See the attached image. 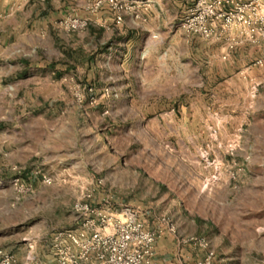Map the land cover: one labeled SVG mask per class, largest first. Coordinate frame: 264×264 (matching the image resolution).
I'll list each match as a JSON object with an SVG mask.
<instances>
[{"label": "rangeland", "instance_id": "1", "mask_svg": "<svg viewBox=\"0 0 264 264\" xmlns=\"http://www.w3.org/2000/svg\"><path fill=\"white\" fill-rule=\"evenodd\" d=\"M61 19L69 35L0 34V128L26 125L28 149L0 173L16 218L4 233L20 234L3 239L21 257L33 228L31 264H55L54 229L76 225L73 203L90 192L95 205L136 209L147 228L205 237L210 264H263L264 64L253 61L264 54L232 78L225 53L212 59L220 38L181 48L163 37L151 50L140 36L102 34L93 18L74 32Z\"/></svg>", "mask_w": 264, "mask_h": 264}, {"label": "crops", "instance_id": "2", "mask_svg": "<svg viewBox=\"0 0 264 264\" xmlns=\"http://www.w3.org/2000/svg\"><path fill=\"white\" fill-rule=\"evenodd\" d=\"M91 1L92 0H0V34L3 36L12 35L27 37L26 42H29L31 37L37 35H49L51 31L55 35L59 33L63 34L64 31L56 25V21L66 15H86V7ZM130 1L133 3V9L125 11L122 21L119 23L115 21L114 13L107 4H104L97 12L93 13V21L101 25L102 28L98 29L102 31V34L119 37L120 41H123L126 36H140V41L145 39L144 43L146 48L151 50L156 47L158 40L161 41L163 37L170 38L169 42L172 43V46L176 45L181 48H183L182 46H184V43L199 37L196 34H189L183 28L177 26L178 16H180V13L183 12L191 2L184 0ZM172 23H174V26H171ZM88 29L91 30V28ZM64 34L69 35L66 32ZM154 35L157 37H154ZM129 42L131 41L129 40ZM121 43L122 42H119V44ZM125 44L128 45L129 43ZM210 49L214 52L212 54L213 60H220V54L225 53V66L232 70L231 77L235 78V75H237L236 73H239L235 70L238 71L247 61L264 54V40L260 39L256 43L242 40L235 44L223 35L220 39L211 41ZM215 52H217V54H215ZM222 66L223 65H220L221 68ZM243 69H241L240 72H242ZM228 83H230L229 80ZM15 111L13 107L7 109L8 114L11 116ZM26 131V125L19 124L8 129L6 128L4 132L0 128V152L2 153L0 157V173L2 175H7L9 170H11L16 163L23 162L22 158L20 159L17 155L24 153V156H26L28 150L26 148L27 140L25 141ZM47 148L51 149V153L55 157L58 156L59 152L55 145H48ZM10 192H12L10 189L0 187V249L12 251L15 255V264H31V260L39 256L37 239H33L38 236L34 234L33 228L27 232L29 237L24 239L27 242H25L22 248L24 252L20 253L22 254L21 257L17 250L10 247V242L3 239L15 235L16 240H19L20 237L17 230L11 231L10 234L4 233L9 226L15 225L13 224V218H15V216H13L12 213H8L7 209L10 197H13V194H10ZM15 221L14 223L17 222ZM150 228H158V230H156L158 231V236L155 241L153 257L155 264H195L197 260L203 257L204 252L202 250L193 248L191 245L184 242V239L189 236V233L181 231L178 228L177 234L173 235L168 232L166 224L162 226L152 225ZM56 229H54V231ZM20 239H22V237ZM24 253H31V258L27 257ZM38 258H40V256Z\"/></svg>", "mask_w": 264, "mask_h": 264}, {"label": "built area", "instance_id": "3", "mask_svg": "<svg viewBox=\"0 0 264 264\" xmlns=\"http://www.w3.org/2000/svg\"><path fill=\"white\" fill-rule=\"evenodd\" d=\"M187 1L191 4L186 8L181 27L188 33L204 39L225 35L235 44L264 39V0ZM104 4L113 11L117 23L122 21L125 11L133 9L130 0H92L86 7V15H66L59 24L69 32L81 31ZM263 64L264 56L253 61V65ZM42 181L50 184L51 178L43 175ZM14 186L21 191L17 188V179ZM72 210L77 216L76 225L56 229L51 239L55 264H155L158 231L147 228L136 209L116 208L109 203L95 205L91 193L83 192ZM167 229L176 232L173 224H168ZM184 242L204 252L195 264L211 263L214 250L205 237L191 235ZM13 263L14 255L0 249V264Z\"/></svg>", "mask_w": 264, "mask_h": 264}]
</instances>
